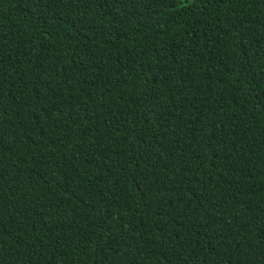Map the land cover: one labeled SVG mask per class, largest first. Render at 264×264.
I'll list each match as a JSON object with an SVG mask.
<instances>
[{
	"label": "trees",
	"instance_id": "obj_1",
	"mask_svg": "<svg viewBox=\"0 0 264 264\" xmlns=\"http://www.w3.org/2000/svg\"><path fill=\"white\" fill-rule=\"evenodd\" d=\"M0 264H264V0H0Z\"/></svg>",
	"mask_w": 264,
	"mask_h": 264
}]
</instances>
